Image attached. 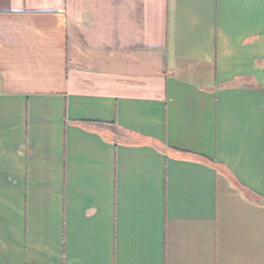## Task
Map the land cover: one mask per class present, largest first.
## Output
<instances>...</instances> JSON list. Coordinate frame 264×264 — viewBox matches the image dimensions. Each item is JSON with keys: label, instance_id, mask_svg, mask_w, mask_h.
<instances>
[{"label": "crops", "instance_id": "0c3cea01", "mask_svg": "<svg viewBox=\"0 0 264 264\" xmlns=\"http://www.w3.org/2000/svg\"><path fill=\"white\" fill-rule=\"evenodd\" d=\"M0 264H264V0H0Z\"/></svg>", "mask_w": 264, "mask_h": 264}]
</instances>
